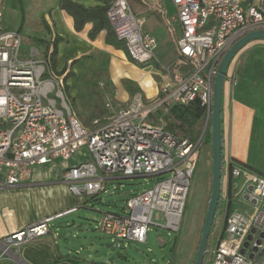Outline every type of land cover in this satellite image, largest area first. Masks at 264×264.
Instances as JSON below:
<instances>
[{"label": "built area", "instance_id": "2783aa9c", "mask_svg": "<svg viewBox=\"0 0 264 264\" xmlns=\"http://www.w3.org/2000/svg\"><path fill=\"white\" fill-rule=\"evenodd\" d=\"M171 3L175 10L172 20L180 28L177 69L158 63L161 84L155 98L145 99L135 92L126 105L113 110L104 123L96 121L92 128L83 126L69 110L62 92L64 76L54 77L50 54L44 55L35 47L22 50L19 32L0 31V170L5 171L0 188L28 180L35 166L67 161L84 149L89 159L67 168L62 175V183L75 197L94 198L102 191L104 178L99 172L122 178H158L152 187L127 198L122 213L105 212L97 221L111 242L145 244L148 227L159 226L154 217L163 218L166 230H180L202 136L192 144L166 131L165 126L145 121L157 109L171 112L193 104L199 105L206 119L210 117L219 61L236 39L264 30V0L255 6L250 1L243 6L242 0ZM106 17L133 63L144 66L156 62L157 40L142 31L126 0H113ZM229 80L233 87L235 79L230 76ZM112 106L107 100L106 109L112 110ZM228 166L225 198L229 207L221 233L206 253L211 264H264V176L231 160ZM166 174L169 176L164 177ZM240 178L244 187L235 200ZM232 200L237 208L232 207ZM74 210L4 237L0 260L12 258L13 249L18 251L46 236L50 222Z\"/></svg>", "mask_w": 264, "mask_h": 264}, {"label": "crops", "instance_id": "0c3cea01", "mask_svg": "<svg viewBox=\"0 0 264 264\" xmlns=\"http://www.w3.org/2000/svg\"><path fill=\"white\" fill-rule=\"evenodd\" d=\"M59 1L0 0V31L19 32L23 43L30 45L28 49L35 47L44 55L49 53L51 56L55 43L56 71L64 70L65 76L67 73L73 76L72 90L68 93L71 98L77 96L78 80L84 78V81L89 80L90 78L87 79L86 76L98 72V67H102L108 89L103 97L113 102V109H106L108 116L103 118L104 120L110 117L117 107L126 105L135 92L141 93L145 99L157 96L161 84L157 72L158 63L170 66L173 70L180 64L176 48V39L180 32L176 35L171 27V22L179 26L172 20L175 10L171 0H126L133 15L141 23L144 33L150 34V31L158 26L165 28L166 31L169 27V31H172V34L168 31L164 42L157 41L156 62L144 66L133 63L124 50L106 44L105 31H101L94 40L88 38L91 24H86L81 31L76 32L72 18L59 9ZM72 1L84 7L100 5L92 0ZM257 48L264 50V40L251 41L239 50L231 60L224 78L220 122L222 155L224 169L227 171L229 160L250 170L245 162L250 157L253 125L260 120L259 115L264 121V91L261 92V87L254 83L255 80L264 79L250 68L252 49ZM170 49L174 52L172 60L162 62ZM230 76L235 79L233 87L229 80ZM96 80L102 82L100 79ZM106 93L108 94L105 95ZM205 152L203 150L202 155L204 174L207 162ZM77 156H81L78 162L70 161ZM88 159L87 152L82 149L67 161L55 160L47 165L35 166L26 181L0 188V247L2 239L7 235L44 218L69 209H77L81 203L84 204L83 199L69 193L62 183V175L67 168ZM4 182L5 171L0 170V184ZM11 254L12 258L0 260V264H97L76 258L77 253L71 252L64 243L59 242L56 232L51 229L40 240L18 251L13 249ZM183 255L182 264H189L190 252Z\"/></svg>", "mask_w": 264, "mask_h": 264}, {"label": "rangeland", "instance_id": "374dc122", "mask_svg": "<svg viewBox=\"0 0 264 264\" xmlns=\"http://www.w3.org/2000/svg\"><path fill=\"white\" fill-rule=\"evenodd\" d=\"M247 1H250L254 6L258 3V0H242L243 6L247 4ZM171 27L176 35L179 34V26L171 22ZM17 28L20 27L17 26ZM168 31L158 26L155 30L150 31L149 35L160 43L162 41L164 42ZM170 33L172 34V31ZM29 46L23 43L22 50H28ZM173 56L174 52L170 49L168 54L166 52L162 62L167 63V59L172 60ZM250 56V68L256 74L259 73V76L264 79V50L260 48L252 49ZM256 67L260 69H256ZM98 70V72H93L86 76L87 79L90 78L89 80L84 81L85 78L81 81L78 80L77 86L79 90H77V96L75 98L68 99L64 96L71 113L83 126L88 128L94 127L93 124L96 121L99 124L104 123L106 121L104 119L108 116L105 107L107 100L103 97L104 93L108 90L106 88L107 82H105L106 77L103 74L104 70L102 67H98ZM62 76L65 77L60 72L55 71L54 77L56 79ZM72 78L73 76L70 75L65 80V83L62 81L63 94L66 93V89L68 93L71 92ZM96 79H100L102 82H98ZM258 80H255L254 83L257 87L260 86V91L263 92L264 80ZM169 113L162 109H157L145 122L155 126L170 125L173 118L172 114ZM259 118L258 123L253 125L250 157H248L249 160L245 162V165L255 173L264 176V121L261 115H259ZM205 123L206 118L203 121L201 133L206 130L207 124ZM199 144L197 149V154H199L196 159L194 173L189 182L181 226L177 233H172L163 227V218L154 217L153 221L159 223V226L150 225L148 227L147 241L145 244L132 243L129 245L128 243H123V247L121 248L117 242L115 249H106L105 246L111 241L99 230L97 221L100 220L105 212L122 213V208H124L127 198L152 187L158 178H122L119 175H108L102 172H99L101 177L104 178L102 191L94 198L83 199L85 203L78 205L77 209L50 222V229L56 232L57 240L64 243L71 252H76L75 257L81 260L106 256L108 260L107 264H182L184 260L183 254L190 252L189 264H193L211 190V144L210 139L206 137L204 132ZM203 150L206 151L207 159V162H205V174L203 171ZM80 158L81 156H77L70 161L76 163ZM85 158H87V155H85ZM224 168L223 165L221 201L217 206L215 224L209 234L206 247L208 251L221 233L223 219L229 207V201L225 198V195L229 191L228 171ZM168 176V174L164 175V177ZM243 187L244 181L242 178L239 180L234 191L235 200H237L243 191ZM235 200H232L233 208L238 207ZM63 233L65 234L64 237L59 238ZM135 250H138L139 253L135 254ZM118 255L122 258L125 257V259H117ZM97 264L102 263L97 262ZM204 264H211L209 256L204 260Z\"/></svg>", "mask_w": 264, "mask_h": 264}, {"label": "water", "instance_id": "95a60500", "mask_svg": "<svg viewBox=\"0 0 264 264\" xmlns=\"http://www.w3.org/2000/svg\"><path fill=\"white\" fill-rule=\"evenodd\" d=\"M255 40H264V30H255L248 32L241 36L240 38L236 39L231 46L226 50V52L221 57L219 64H218V72L215 76L212 84V107L210 117L206 119V123L210 120V128H211V190L210 196L207 204V209L205 212L200 239L196 250V255L193 264H203L204 256L207 252V242L209 238V234L211 228L213 226L217 206L219 203L220 198V191H221V170H222V162H221V155H222V142H221V122H220V115H221V99H222V91H223V84L224 78L226 76V72L228 70L229 64L233 59L234 55L241 50L247 43ZM204 132V131H203ZM201 133V136L203 135ZM200 136V138H201ZM251 190V187H249ZM64 233L59 236L64 237ZM248 240L251 239L250 236L247 238ZM120 244V247H123L122 241H117ZM117 242H110L105 246L106 249H115L117 247ZM257 244H260V240L257 241ZM248 245L247 242L244 243V247L246 248ZM256 250V249H254ZM135 254H138L139 251L135 250ZM244 253V251H242ZM251 257V256H250ZM122 258L120 255L117 256V259ZM122 259H125L123 257ZM90 262H100L102 264H107L108 260L105 257L100 258H90L88 259Z\"/></svg>", "mask_w": 264, "mask_h": 264}, {"label": "trees", "instance_id": "16d2710c", "mask_svg": "<svg viewBox=\"0 0 264 264\" xmlns=\"http://www.w3.org/2000/svg\"><path fill=\"white\" fill-rule=\"evenodd\" d=\"M92 1L98 2L100 3V5L95 7H84L82 4H79L72 0H60L58 7L60 10L64 11L72 18L74 30L76 32L81 31L86 24H91V28L88 32L89 40H94L101 31H105L106 44L124 50L126 55H128L123 44L115 39L112 28L106 17V12L108 10V7L113 0H92ZM56 56H57V50H56V44L54 43V48L50 56L51 68L54 71V73L57 67ZM63 73L64 70L60 72L61 75ZM68 74L69 73H67V75L63 78L64 83L65 80L70 76ZM64 94L66 98L68 99L71 98L67 92V89H66V93ZM169 114H172L173 121L170 125L169 124L165 125L164 127L165 130L178 137L188 139L190 143L195 144L198 138L200 137L203 121L205 119V115L202 112V109L199 107V105L193 104L189 107H176L172 109ZM204 133L206 134V137L208 139H211L210 120H208L207 122V127ZM221 162H222V170H221V188H222V174H223V165H224L223 155H221ZM220 201H221V191H220L219 203ZM214 224H215V220L213 225ZM207 256L208 255L206 253L204 256V260L206 259Z\"/></svg>", "mask_w": 264, "mask_h": 264}]
</instances>
